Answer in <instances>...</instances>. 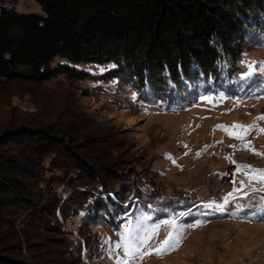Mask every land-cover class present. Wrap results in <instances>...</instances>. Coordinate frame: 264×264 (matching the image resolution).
Returning <instances> with one entry per match:
<instances>
[{
    "label": "trees",
    "instance_id": "1",
    "mask_svg": "<svg viewBox=\"0 0 264 264\" xmlns=\"http://www.w3.org/2000/svg\"><path fill=\"white\" fill-rule=\"evenodd\" d=\"M33 1L43 17L0 2V93L13 83L126 91L136 110L169 111L263 81L245 74L250 52L264 50V0ZM65 107L0 114V264H97L100 230L119 231L132 209H193L190 191L163 192L146 155Z\"/></svg>",
    "mask_w": 264,
    "mask_h": 264
},
{
    "label": "rangeland",
    "instance_id": "2",
    "mask_svg": "<svg viewBox=\"0 0 264 264\" xmlns=\"http://www.w3.org/2000/svg\"><path fill=\"white\" fill-rule=\"evenodd\" d=\"M2 1L20 16H44L40 5L33 0H20L14 5ZM261 62H264V50L251 51L248 65H252L263 81L247 91L233 95L217 90L199 97L183 110L166 111L158 104L139 105L136 110L134 96L126 91L86 95L63 86L13 83L9 90L0 93V114L6 109L3 119L4 115L5 118L17 115L16 112L31 118L45 109L61 110L73 105L94 126L100 125L111 137L121 140L127 146L126 153L132 145L138 155H146L145 163L152 162L155 181L168 197L197 188H210L215 193L198 209L176 212L163 207L132 209V215L126 217L119 231L100 230L104 248L97 264H118L125 259L122 249L114 245L121 242L125 224L131 221L135 225L137 217L142 216L150 217L143 222L146 226L160 225L158 234L149 242V251H154L170 232L175 234L177 228H183V238L167 254L146 255L136 264H264V183L249 184L244 172H236L243 165L264 169V156L244 150L241 141L217 127L254 125L246 141L255 152L264 153V134L256 130L264 129V120H257L264 116ZM68 89L76 100H72ZM8 103V107L1 106ZM241 181L245 182L243 186ZM61 191L66 192L62 185L58 188ZM229 193L232 197L225 203ZM209 204L213 207H207ZM215 205H223V209L217 210ZM48 243L55 245L56 241L51 239Z\"/></svg>",
    "mask_w": 264,
    "mask_h": 264
},
{
    "label": "snow or ice",
    "instance_id": "3",
    "mask_svg": "<svg viewBox=\"0 0 264 264\" xmlns=\"http://www.w3.org/2000/svg\"><path fill=\"white\" fill-rule=\"evenodd\" d=\"M250 71L245 75H250L252 65H248ZM260 72L264 73V62H261ZM257 120H264V116L257 117ZM220 130L225 131L229 136L234 139L241 141V145L244 150L253 152L255 155L264 156V153L255 152L254 148L251 147L250 143L246 141V137L251 133L253 126H245L240 124H234L231 128L226 126H217ZM260 134H264V129H256ZM199 155V153L197 154ZM171 158V157H169ZM231 161V157H227ZM174 162V161H173ZM232 163H235L232 161ZM237 173L244 172L246 181L250 184L253 181L258 183H264V169H252L251 166L243 165L238 166L236 169ZM241 185L245 183L240 182ZM264 190V189H262ZM232 197V193H229L228 197H225V203H228L229 198ZM207 207H213V204L207 205ZM217 210H222L223 205H215ZM150 219L149 216L137 217L135 225L131 221L125 224L124 231L120 234L121 242L114 245L115 248L122 249L125 259L118 261V264H129L132 261L133 264L144 259L146 255H158L162 256L167 254L169 251L174 250L181 242L183 238V228H177L175 234L170 232L166 239L159 244L154 251H149V242L155 235L158 234L160 225L155 224L152 226H146L143 222ZM164 223H169L165 221ZM191 226V225H190Z\"/></svg>",
    "mask_w": 264,
    "mask_h": 264
},
{
    "label": "built area",
    "instance_id": "4",
    "mask_svg": "<svg viewBox=\"0 0 264 264\" xmlns=\"http://www.w3.org/2000/svg\"><path fill=\"white\" fill-rule=\"evenodd\" d=\"M216 180H217V178H216ZM226 184L228 185V188H231V185L228 184V182ZM213 193L214 192L210 191V188H197V189L191 191L189 193V198H190V201L193 205V208H197L198 205L209 200V198L211 197V195Z\"/></svg>",
    "mask_w": 264,
    "mask_h": 264
}]
</instances>
